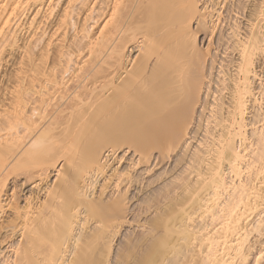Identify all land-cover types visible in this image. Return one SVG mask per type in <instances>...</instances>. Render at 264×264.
<instances>
[{"label": "bare ground", "instance_id": "obj_1", "mask_svg": "<svg viewBox=\"0 0 264 264\" xmlns=\"http://www.w3.org/2000/svg\"><path fill=\"white\" fill-rule=\"evenodd\" d=\"M58 1L0 0V70L40 49L0 87V264H130L152 210L131 264H264V0Z\"/></svg>", "mask_w": 264, "mask_h": 264}, {"label": "rangeland", "instance_id": "obj_2", "mask_svg": "<svg viewBox=\"0 0 264 264\" xmlns=\"http://www.w3.org/2000/svg\"><path fill=\"white\" fill-rule=\"evenodd\" d=\"M63 1H65V0H60V1H58L57 3H55L56 4V8H55V10H53V11H51L50 13L48 12L47 14H48V21L49 22H51V21H55V19H56V17H57V14L59 15V11H60V9H61V6H62V3H63ZM250 1H252V2H254V0H250ZM61 2V3H60ZM256 2V1H255ZM60 3V4H59ZM58 5V6H57ZM95 6V5H94ZM99 6V7H98ZM100 7H102V5H96V10L97 11H100L99 13L97 12V13H95L96 14V16L94 15V17H95V19L96 20H94L95 22L97 21L98 23H99V21H100V23H101V21H102V18H100L101 16H100V14H102V10H101V8ZM98 8V9H97ZM53 12V13H52ZM99 14V15H98ZM98 16V17H97ZM55 18V19H54ZM50 19V20H49ZM54 19V20H53ZM244 20V19H243ZM245 21V20H244ZM94 23V22H92V24L94 25L95 24V27H97L99 24L98 23ZM97 25V26H96ZM72 29H74V28H71V29H69L68 28V31H69V34H71V35H73V33H75V30L73 31ZM22 30V29H21ZM21 30H19L18 31V33H17V38H19L18 39V44H16L15 46H13L12 45V47L13 48H8V49H13L12 51H10V54L7 56V59H6V62L3 64V66H2V68H1V70H0V87H6V88H10V87H12L13 86V75H14V72L20 67V62H21V58L23 59L24 58V56H26V55H28L29 57L31 56V57H35L36 56V58H38L37 56H40L38 53H40V49L37 47V48H32V50H30L31 51V53L30 54H28L29 53V51L27 50L28 49V47H27V43H28V38H29V33H27L28 31H24V28H23V30L21 31ZM21 31V32H20ZM20 32V33H19ZM31 37V36H30ZM25 43H26V47H24V48H26V49H24V52L23 53H26V52H28L27 54H25V55H23L22 57H21V54H23L21 51H22V48L21 47H23V46H25ZM21 48V49H20ZM31 49V48H30ZM36 49V50H35ZM34 50V51H33ZM37 50H38V52H37ZM35 53V54H34ZM37 53V54H36ZM34 55V56H33ZM28 56H27V58L26 59H24V60H29V58H28ZM36 58H30V59H36ZM41 59V57H39V59L38 60H40ZM34 60H33V62H34ZM37 60V59H36ZM35 60V61H36ZM36 61V62H39L40 63V61ZM44 60V59H43ZM29 61H31V60H29ZM45 63V62H44ZM36 64H38V63H36ZM181 152V150L179 151V149H172L171 150V152H170V154H169V156H168V158H169V160H168V158H167V166H166V169L169 171V173H170V176H173L172 175V170H173V168H174V165H175V160L177 159H175V157L177 156L178 157V154ZM172 155V156H171ZM180 155L181 154H179V157H180ZM173 157H174V159H173ZM171 159V160H170ZM173 159V160H172ZM169 161V162H168ZM174 162V165H173V163H171V162ZM169 168V169H168ZM172 169V170H171ZM174 174V173H173ZM11 193V192H10ZM134 202V203H133ZM137 201L136 200H134V201H132V202H130V205L128 204L127 205V208L129 209V208H131L132 209V207L134 208V206L137 204L136 203ZM133 204V205H132ZM153 208H155V207H153ZM152 208V209H153ZM168 209L170 210V207H168ZM155 210V209H154ZM168 210V211H169ZM153 212V210L151 211V212H149V213H138L136 216H137V218H136V216H135V220H139V221H141V222H139V223H132V225H131V223L129 224V225H126L124 228H122V230H121V235L118 237V238H116V240H115V242H116V244L114 245L115 246V251L117 252L118 250H120V249H122L123 247H121L122 246V237H123V233L125 232V235L124 236H126V237H128V238H130V237H132V235L134 236V238H135V236H136V238L138 237H140V236H138V235H140V233H142V235L144 236V234H143V232L144 233H146L147 231H149V232H147L146 234H149V235H146L145 234V238L146 239H144V237H143V242L141 241V242H139V245H138V243L135 245L136 246V248H135V250H134V247L132 248V250H133V253L131 254V251H130V253L128 254V257H127V259H126V261H128L129 260V262L128 263H134L133 261H137V260H140L139 258L141 257L142 258V255L144 254L143 252L147 249V248H144V244H145V242H144V240H147V238L149 237V238H152V236L150 235V228H149V226H150V224H149V221L148 220H146L148 217H150L151 218V216H153L152 218H151V220H153V219H155L156 217H157V215H158V213H156V210L153 212L154 214H155V216H154V214L152 213ZM168 213V212H167ZM141 214V215H140ZM148 214V216H146V215ZM157 214V215H156ZM138 215H140V216H138ZM145 215V216H144ZM150 215V216H149ZM144 218V219H143ZM141 219V220H140ZM138 220L137 221H135V222H138ZM143 220V221H142ZM145 222H148V223H145ZM152 222V221H151ZM150 222V223H151ZM143 224V226H142V224ZM139 224V225H138ZM141 224V225H140ZM149 224V225H148ZM145 226V227H144ZM127 227V228H126ZM141 227V228H140ZM147 227V228H146ZM138 228H140V229H147V230H140V229H138ZM149 228V229H148ZM138 231V232H136V231ZM140 230V231H139ZM143 231V232H142ZM129 234H131V233H133V234H131L130 236H128L127 234L128 233ZM140 232V233H139ZM136 234H138V235H136ZM152 234V233H151ZM141 235V236H142ZM148 236V237H147ZM123 238H125V237H123ZM148 238V240H150ZM125 240L123 239V242H124ZM144 243V244H143ZM125 245V244H124ZM251 245H253V249H254V251L256 252L258 249H259V245H256V243H255V238L254 239H252V242H251ZM4 247V245H0V250L2 249ZM146 247V246H145ZM145 249V250H144ZM4 251L5 252H8L9 250H5L4 249ZM131 257V258H130Z\"/></svg>", "mask_w": 264, "mask_h": 264}]
</instances>
